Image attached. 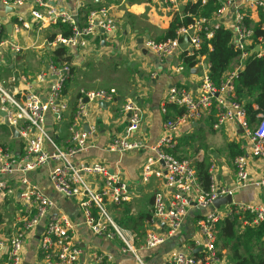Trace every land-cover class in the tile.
<instances>
[{"label": "built area", "instance_id": "1", "mask_svg": "<svg viewBox=\"0 0 264 264\" xmlns=\"http://www.w3.org/2000/svg\"><path fill=\"white\" fill-rule=\"evenodd\" d=\"M30 1L33 6L31 15L41 25L62 22L72 27V36H57L55 42L59 45L80 44L84 47L95 29L101 28L110 36L117 28L110 15V8L90 11L86 25L81 26L75 19L76 16L58 9L54 0H3L5 4L13 6H23ZM209 1L202 0V3ZM213 1L217 9L212 17L195 18L191 25L180 28L174 38L163 41L151 39L146 42L147 48L161 59L180 52L182 62L172 68L174 72L185 70L183 55L186 52V55H197L200 58L198 63L203 66L197 89L173 86L168 90L161 101V112L166 116L162 135L151 146L133 139L142 125L143 110L135 100L128 99L123 110L130 114L129 124L119 136L112 139L108 147L109 151L120 154L142 147L155 153L156 159H151L143 170V180L148 181L155 175L164 179L169 188V195L160 190L154 193L153 216L147 221L142 239L133 229L122 226L113 215V209L132 202L137 197L136 189L122 178L120 166L117 165L116 169L111 170L107 165L98 162L73 161L77 153L91 147L90 139L97 133L95 126L85 131L76 121L87 117L89 102L112 103L117 96V90L82 89L79 92L74 119L69 129L68 146L62 148L48 133L45 120L48 112L60 118L67 110L63 90L73 77L71 65H53L50 73L40 74L41 82L49 77L54 78L44 100L35 91L27 93L23 98L18 97L0 82V109L7 113L9 121L17 127L24 140V152L19 157L10 149L0 146V195L12 196L17 191V186L4 179V176L20 174L17 183L22 186V209L13 222L10 234L6 239L0 238V249L8 246L3 264L23 263L27 238L34 233L36 236L38 226L44 227L39 238L41 264H108L112 259L106 253L93 252L88 255L74 238L76 224L73 220L64 213L54 212V200L29 178V172L49 163L53 164L49 171L52 188L76 201L84 223L94 235L119 239L121 253L131 254L135 264H147L139 249L156 248L178 234L189 209L213 207V201L220 195L231 194L234 197L235 192L248 186L261 193L259 201L236 202L234 199L224 209L213 208L200 215L196 220L199 235L193 245L187 252L173 251L168 264H231L218 246L219 226L226 218L239 219L244 225L262 229L264 234V174L253 176L249 166L250 155L260 159L264 166V112L258 113L255 120L251 121L244 104L236 97L235 88V80L243 69L245 60L249 56H264V37L255 40L256 24L252 23L255 17H259V27L264 31V0ZM165 3L173 14L182 16L181 0H165ZM213 21L217 22L214 24ZM220 28L232 31V45L239 51V55L236 68L228 70L219 83H215L206 56L200 57V51L205 40L212 39L215 31ZM186 34L189 46L183 50L180 45ZM2 44L4 42L0 40V46ZM257 46L259 51H256ZM213 110L217 114L214 130L222 131L229 123H234L239 128V134L244 137L245 145H242V153L233 158L234 183L230 186L218 185L216 168L211 165V186L206 190L193 159L179 158L168 148L177 145V136L182 126L204 119ZM199 248L201 251L196 252Z\"/></svg>", "mask_w": 264, "mask_h": 264}, {"label": "crops", "instance_id": "2", "mask_svg": "<svg viewBox=\"0 0 264 264\" xmlns=\"http://www.w3.org/2000/svg\"><path fill=\"white\" fill-rule=\"evenodd\" d=\"M188 3L189 0H181V8L184 9ZM54 5L61 11L65 10L76 16L81 26L84 23L86 25L90 11L110 8V15L117 28L110 36L101 28L95 29L84 47L80 44L59 45L55 41L58 35H63L61 30L57 28V24L38 23L31 15L33 9L31 1L23 6H13L0 0V40L4 42L0 46V75H2L0 82L18 97L23 98L27 93L35 91L44 100L54 78L49 77L45 82H41L40 74L50 73L53 65L56 67L71 65L73 77L67 82L66 92L63 93L67 110L60 118L48 112L45 120L48 133L62 148L68 146L69 129L74 119L79 92L82 89L97 91L115 88L117 90L115 100L107 108L101 106L100 101L89 102L87 117L76 121L81 129H85L86 125L95 126L97 133L90 139L91 147L77 153L73 161L98 162L107 165L111 170L116 169L117 165L120 166L122 178L136 189L137 197L132 202L113 209V215L116 220L121 219L120 222H130V227L134 228L138 219L133 218L143 213H153L154 193L160 190L169 195L170 191L164 179L155 175H152L148 181L143 180L145 166L151 159H156L155 153L149 149L142 147L124 154L108 150L112 139L119 136L129 124L130 114L124 112L123 105L128 99H133L141 105L143 122L133 139L151 146L162 135L166 119L161 112V101L164 96L173 86H187L196 90L203 66L198 62L192 67L184 63V71L174 72L172 68L182 62L180 52L161 59L147 48L148 40L163 41L176 15L167 8L165 0H54ZM252 23L259 25V17H255ZM59 48L65 49L62 56L55 54ZM237 64L238 58L229 71L235 69ZM216 120L217 114L213 110L204 119L182 126L177 136V145L168 150L176 156H190L194 163L195 160L202 161L207 158L216 168L218 185L230 186L235 181V170L228 144L239 143L242 151L245 139L239 134L237 131L239 128L234 123H229L222 131L214 130L213 125ZM208 130L215 135L219 132L223 133L224 141L221 139L209 142ZM0 146L10 149L17 157L24 152L23 138H15L9 127L3 123L1 116ZM46 146L50 149L48 143ZM192 154L194 156H191ZM52 166L53 164L49 163L29 172V178L54 200V212L64 213L73 220L76 224L74 238L85 252L88 255L93 252L106 253L112 257L108 264H135L131 254L121 253L119 239L94 235L84 223L76 201L52 188L49 180ZM249 166L253 176L264 174L263 163L257 157L249 156ZM19 177L20 174L3 177L14 183L17 191L12 196L0 195V213L3 215L0 238L6 239L10 234L13 222L22 209L20 197L22 186L17 183ZM234 195L236 202L256 203L261 198V193L250 186L235 192ZM225 206L220 209H224ZM213 208L189 209L178 234L156 248L139 249L142 258L147 264H168L169 256L173 251H189L199 235L196 227L197 218ZM129 218H132L133 222ZM235 220L240 232H244L247 228L260 229L244 225L239 219L232 221ZM146 226L147 221L142 224L140 232H144ZM34 234L27 238L22 264H41L39 238ZM263 236L264 234L261 238L262 252L264 251ZM139 237L144 238V234H139ZM235 245L234 242L233 247ZM218 246L225 254L227 250L221 248L219 240ZM7 251L6 245L0 249V264L5 261ZM234 262L235 260L231 264Z\"/></svg>", "mask_w": 264, "mask_h": 264}, {"label": "trees", "instance_id": "3", "mask_svg": "<svg viewBox=\"0 0 264 264\" xmlns=\"http://www.w3.org/2000/svg\"><path fill=\"white\" fill-rule=\"evenodd\" d=\"M217 9V5L213 0L203 4L202 0H196L195 2H189L183 9L182 16L176 14L173 21L167 30V34L163 40L168 38H174L177 35V31L180 28L188 27L193 23L195 18L204 16L212 17L213 13ZM79 21V20H78ZM85 23L82 25L84 26ZM57 28L61 30L64 37H70L73 35V29L67 23H58ZM232 31L225 28H220L215 31L214 36L210 40H205L202 49L200 51V57L206 56V61L209 63L210 74L215 83H219L221 78L231 69L233 62L236 61L239 55V51L232 45ZM259 37H264V31L260 29L259 25H255V40ZM1 38V37H0ZM162 41V40H159ZM65 52L64 48H59L55 51L57 56H62ZM183 55L184 62L187 66L192 67L195 65L200 58L197 55ZM68 61V59H65ZM64 60V61H65ZM2 75H0L1 79ZM68 85V83L66 84ZM65 85V86H66ZM236 97L242 102L247 110L248 117L251 121H254L256 115L259 112L264 111V56L258 58L255 56H249L244 63L243 69L239 72L235 80ZM67 86L64 87L63 92L65 93ZM257 106V108H256ZM172 111L169 112V115ZM231 157L234 158L236 155L241 154L240 144L231 142L228 144ZM183 158L185 156H177ZM210 162L207 158L202 161L195 160V166L198 171L200 181L204 189L209 190L211 186L210 179ZM152 218V214L143 213L138 217L135 222L134 228L130 227V222L125 223L117 220L122 226L129 227L136 230L140 235L144 232H140L142 224ZM132 218H129L133 222ZM219 226V238L234 241L236 247L233 249L234 264H264V251L262 252L261 238L262 229L253 230L247 228L244 232L236 227L237 220L232 221L226 219ZM3 222V215L0 213V225ZM245 249L247 254H242L241 250ZM255 251H258L257 253Z\"/></svg>", "mask_w": 264, "mask_h": 264}, {"label": "water", "instance_id": "4", "mask_svg": "<svg viewBox=\"0 0 264 264\" xmlns=\"http://www.w3.org/2000/svg\"><path fill=\"white\" fill-rule=\"evenodd\" d=\"M76 20H78L77 17H76ZM213 22L215 24L217 21H213ZM192 32H193V30L190 31V33H192ZM60 45H62V44H60ZM180 46H181V48L183 50L187 49V47L189 46V38H188V35L187 34L183 36V40H182ZM256 49H257L256 51H259V47L258 46H257ZM100 105L107 108L110 105V103L109 102H106V101H101L100 102ZM0 116L3 118V123L7 127H9V129L12 132L13 136L15 138H20L21 137V134H20L19 130L17 129V127L14 124H12L9 121V118L7 116V113L5 111H3L2 109H0ZM85 131H89V127L87 125L85 126ZM233 200H234V197L231 194L226 195V196L220 195L218 198H216L213 201V207L214 208H220L223 205H227V204L232 203ZM43 231H44V227L43 226H38L37 227V237L38 238H40V236L43 233ZM197 251H201V248L197 249L196 252Z\"/></svg>", "mask_w": 264, "mask_h": 264}, {"label": "rangeland", "instance_id": "5", "mask_svg": "<svg viewBox=\"0 0 264 264\" xmlns=\"http://www.w3.org/2000/svg\"><path fill=\"white\" fill-rule=\"evenodd\" d=\"M79 73H80V70H79ZM223 133L219 132L218 134H214L212 133L210 130H208V134H207V139L210 141L212 140H223L224 141V137H223ZM191 156H194V154H192ZM188 158H190V156H188ZM192 158V157H191ZM237 197V196H236ZM234 198H235V195H234ZM219 240V244H221V248L224 250L226 249L227 251L225 252L226 256H228V260L230 263H233L234 259H233V252H234V248L237 246L235 245V247H233L234 245V242L231 241V240H228V239H220L218 238ZM231 249V250H230ZM241 253L242 254H246V250L245 249H242L241 250Z\"/></svg>", "mask_w": 264, "mask_h": 264}, {"label": "bare ground", "instance_id": "6", "mask_svg": "<svg viewBox=\"0 0 264 264\" xmlns=\"http://www.w3.org/2000/svg\"><path fill=\"white\" fill-rule=\"evenodd\" d=\"M175 156H176V155H175ZM187 158H188V157H187ZM210 166H211V165H210ZM217 198H218V197H217ZM153 201H154V200H153ZM153 203H154V202H153ZM227 205H228V204H227ZM223 206H224V205H223ZM221 207H222V206H221ZM221 207H220V208H221ZM214 209H219V208H214ZM152 216H153V213H152ZM226 219H229V218H226ZM226 219H224V220H226ZM224 220H223V221H224ZM230 220H232V219H230ZM223 221H221V223H222ZM221 223H220V224H221ZM145 231H146V228H145Z\"/></svg>", "mask_w": 264, "mask_h": 264}]
</instances>
